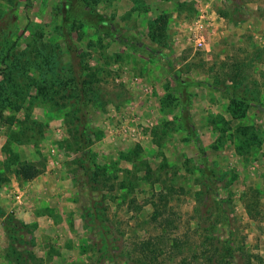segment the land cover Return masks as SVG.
Instances as JSON below:
<instances>
[{
    "label": "rangeland",
    "instance_id": "obj_1",
    "mask_svg": "<svg viewBox=\"0 0 264 264\" xmlns=\"http://www.w3.org/2000/svg\"><path fill=\"white\" fill-rule=\"evenodd\" d=\"M148 248L264 264V0H0V264Z\"/></svg>",
    "mask_w": 264,
    "mask_h": 264
},
{
    "label": "trees",
    "instance_id": "obj_2",
    "mask_svg": "<svg viewBox=\"0 0 264 264\" xmlns=\"http://www.w3.org/2000/svg\"><path fill=\"white\" fill-rule=\"evenodd\" d=\"M164 22H165V20H164ZM134 43L136 44V42H134ZM134 47H135L134 48V50H135L136 49V46H134ZM77 148L78 149H82V146H77ZM81 169L86 174H89L91 172L90 168L87 167L85 164H81ZM89 176H91V174ZM26 177H29V176H26ZM93 178H95V181H94L95 184L94 183L91 184L90 187H89V189H93L94 187H98L97 184L99 183V180L97 179L96 173H94ZM95 224L98 225V223H95ZM226 252L229 254L230 257H232V255H230V250L229 249H227ZM158 253H161V249H159V248L158 249H155V250H153L152 248H148V250L146 251V253L142 249L141 254L144 257V262H142L140 260L137 261V259L135 261V257L133 259H134L135 264H140V263L141 264H151L152 259L155 258V257H157L158 256Z\"/></svg>",
    "mask_w": 264,
    "mask_h": 264
},
{
    "label": "built area",
    "instance_id": "obj_3",
    "mask_svg": "<svg viewBox=\"0 0 264 264\" xmlns=\"http://www.w3.org/2000/svg\"><path fill=\"white\" fill-rule=\"evenodd\" d=\"M201 17H203V15H201ZM200 18L197 21V25L199 24V26L202 27ZM199 26L197 27V29H199ZM192 38L197 48H203L204 46H206V37L200 30L194 31L192 34Z\"/></svg>",
    "mask_w": 264,
    "mask_h": 264
}]
</instances>
